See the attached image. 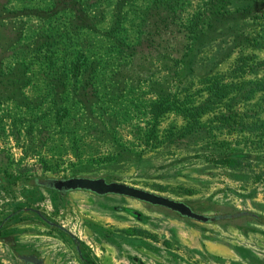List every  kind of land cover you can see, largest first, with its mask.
<instances>
[{"label":"rangeland","instance_id":"rangeland-1","mask_svg":"<svg viewBox=\"0 0 264 264\" xmlns=\"http://www.w3.org/2000/svg\"><path fill=\"white\" fill-rule=\"evenodd\" d=\"M79 1L85 2L81 28L71 9L41 18L48 7L68 0H0V42L8 50L0 56V218L20 206L39 208L91 246L103 264H264V180H255L264 178L263 143L215 129L176 142L186 122L168 113L159 120L157 145H143L152 124L148 108L156 99L152 84L166 76L168 58L180 55L185 44L169 12L153 26L159 14L154 9L166 7L167 0ZM209 1L172 3L190 18ZM121 3V35L131 46L139 44L126 58L110 35ZM41 36L56 42L53 66L34 58ZM248 52L264 59V46ZM80 53L93 63L92 87L71 81L60 87L56 79L68 75ZM125 59L126 73L119 68ZM138 74L146 78L138 82ZM262 77L264 71L248 80ZM217 115L202 121L215 126ZM258 115L264 119V112ZM169 136L173 144L163 149ZM224 152L246 155L248 167L239 172L207 163ZM33 176L104 179L184 202L205 216H251L204 225L131 199L74 192L62 201L28 187L26 179ZM13 229L14 242L34 247L44 264H77L69 243L32 215L18 217Z\"/></svg>","mask_w":264,"mask_h":264},{"label":"trees","instance_id":"trees-1","mask_svg":"<svg viewBox=\"0 0 264 264\" xmlns=\"http://www.w3.org/2000/svg\"><path fill=\"white\" fill-rule=\"evenodd\" d=\"M172 2L174 0H167L166 7L154 9L159 14L156 15L153 26L157 23L159 26L162 21L160 17L169 12L171 22L185 39V44L180 55L168 58L170 68L167 69L166 76L159 77L152 84L156 99L148 108L152 124L143 142L144 147L152 149L157 145L159 120L168 113H176L186 122L184 132L174 140L176 142L191 135L204 136L215 129L228 134L252 135L264 144V119L258 115L264 112V77L248 80V77L264 71V59H258L256 54L248 52L249 49L264 46V0H210L190 18L179 14L177 4ZM84 4L85 2L79 0L56 3L48 7L41 18L52 19L58 11L71 9L75 13L73 21L76 28H81L80 24L85 18ZM169 4H172L171 8L168 7ZM3 5L0 4V12L5 9ZM124 5L125 3H121L116 7L110 35L114 38L113 48L126 58L129 52L130 56L137 53L139 44L131 46L121 35L124 31ZM165 19L167 17L163 18ZM6 30L5 27L2 29L3 32ZM144 31L147 32L146 29ZM10 38L13 42H18L16 32L11 31ZM147 41H151L150 38ZM35 44L34 58L53 66L56 62V42L51 37L41 36ZM6 51L8 52L5 42H0V56H5ZM126 61L125 59L124 64L119 66L124 73L128 64ZM92 65L84 53L77 54L68 75L62 74L56 82L62 88L66 87L69 81L74 85L80 84L83 88H90L95 71ZM143 78L146 77L141 74L135 76L138 82ZM120 79L123 82L122 76ZM242 106L244 113L238 112ZM248 106H256V109L247 110ZM246 110L251 111L250 114ZM216 113L219 116L215 118V126H207L202 121L210 114L216 116ZM170 140L169 136L163 149L172 146ZM210 157L212 159H207V163L219 164L229 171L241 172L248 167V158L241 153L224 152L219 156ZM255 180L259 182L264 178L257 175Z\"/></svg>","mask_w":264,"mask_h":264},{"label":"flooded vegetation","instance_id":"flooded-vegetation-1","mask_svg":"<svg viewBox=\"0 0 264 264\" xmlns=\"http://www.w3.org/2000/svg\"><path fill=\"white\" fill-rule=\"evenodd\" d=\"M69 179H74V178L39 179L33 176V177L27 178L26 183L28 187L32 189L45 191L49 194L56 196V198L62 201L65 200L68 195L74 192H84V193H88V194L94 195L99 198L116 197V198L131 199V200L138 201L140 203L146 204L151 207L162 208L168 212H171L177 215L179 218L189 220V221H194V222L201 223L204 225L212 224L224 218H226L227 220H230L236 217L240 218L242 216H248V215L251 216L250 214L247 215V213H238V214H235L234 216H230V215L205 216V215L196 213L188 204L182 202L186 204L194 213L211 219L207 222H201V221H197L191 218L183 217L177 212H174L162 206H154L149 203H146V202L134 199V198L126 197V196L115 195V194L99 195V194H96L94 192L84 190V189H63V188L58 189L55 187L57 181H67ZM85 179H91V178H85ZM105 182L106 183H116V182H108V181H105ZM117 184H122V183H117ZM122 185L128 186L126 184H122ZM129 187H132V186H129ZM133 188H136V187H133ZM153 194L158 195L156 193H153ZM158 196H161V195H158ZM162 197H165V196H162ZM173 201H176V200H173ZM176 202H181V201H176ZM23 215H32L38 222H40L43 226H45V228L48 229L47 230L48 232H52L53 234H56L61 239H65L69 243L68 246L73 248L74 257H75V261L77 264H103V262L99 258H97L91 253L92 251L91 246L88 247L86 244H84L79 239V237L70 230V228H67L64 225L59 224L57 221H54L39 208H36V207L34 208V207H29V206H20L18 208H15L14 210H11L10 212L5 213L0 218V264H44V260L42 259V257H40V255H38L34 247L33 248L28 247L29 249H27V247H25L27 245L25 244L21 245L17 239L14 242L13 237H11L12 235L13 236L15 235L16 237V233H18V231L13 229L15 228V221L18 217L23 216ZM251 218H254L253 215ZM175 263L176 264H187L185 262H181L180 260H176Z\"/></svg>","mask_w":264,"mask_h":264},{"label":"water","instance_id":"water-1","mask_svg":"<svg viewBox=\"0 0 264 264\" xmlns=\"http://www.w3.org/2000/svg\"><path fill=\"white\" fill-rule=\"evenodd\" d=\"M56 188L60 189H84L99 195L115 194L134 198L154 206H162L183 217L191 218L201 222L211 220L208 217L194 213L186 204L155 195L153 193L117 183H106L102 179L74 178L67 181H57Z\"/></svg>","mask_w":264,"mask_h":264}]
</instances>
